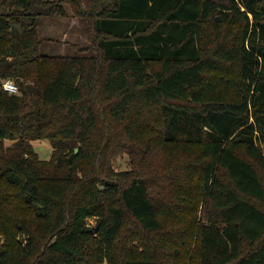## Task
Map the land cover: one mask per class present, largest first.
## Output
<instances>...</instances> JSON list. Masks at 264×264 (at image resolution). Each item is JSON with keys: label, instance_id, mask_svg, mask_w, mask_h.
Listing matches in <instances>:
<instances>
[{"label": "trees", "instance_id": "1", "mask_svg": "<svg viewBox=\"0 0 264 264\" xmlns=\"http://www.w3.org/2000/svg\"><path fill=\"white\" fill-rule=\"evenodd\" d=\"M65 1L95 56L40 52L38 17L64 1L0 0V80L18 87L0 89V264H264V0ZM210 24L227 28L213 44ZM149 117L177 161L114 171L122 137L152 150Z\"/></svg>", "mask_w": 264, "mask_h": 264}, {"label": "rangeland", "instance_id": "2", "mask_svg": "<svg viewBox=\"0 0 264 264\" xmlns=\"http://www.w3.org/2000/svg\"><path fill=\"white\" fill-rule=\"evenodd\" d=\"M50 1H64L65 15L54 14L51 16H40L37 20L38 37L42 40L40 44V52L48 55H78V56H95L96 53L89 47L92 43V37L90 27L88 23L77 16L74 12L73 2H67L65 0H50ZM79 6L89 9V5L92 0H78ZM216 28H221L217 30ZM227 31L226 26L216 27L210 24L205 30V39L207 44H213L216 37H220ZM207 46V45H206ZM148 122V134L147 144L152 149L149 152L144 151L145 157L141 161L142 151L140 148H133L130 144L124 143V138H121L119 145L109 153L110 166L114 171L129 170L134 171L136 169H144L149 171L150 175H154L156 171H161L163 167L168 163H175L177 161L174 153L178 151L176 146L162 145L160 140L152 138L151 135L156 132V123L152 117H149ZM11 140L5 139L4 145L11 144ZM35 151L42 159H48L51 156L52 145L48 139H37L32 141ZM78 147H74V149ZM144 148V147H143ZM261 148L264 152V143L261 144ZM132 169V170H131ZM164 181L151 183L150 194L157 201L162 198L161 195L166 188ZM26 214L30 213L25 211ZM94 218L87 219V225H94ZM124 231L138 233L137 227L134 225L130 217H127ZM16 237V236H15ZM16 240L25 245L26 240L21 236H17ZM5 242V237H1L0 243ZM107 264V263H103Z\"/></svg>", "mask_w": 264, "mask_h": 264}, {"label": "built area", "instance_id": "3", "mask_svg": "<svg viewBox=\"0 0 264 264\" xmlns=\"http://www.w3.org/2000/svg\"><path fill=\"white\" fill-rule=\"evenodd\" d=\"M0 89L14 93L18 90L17 84L10 78L0 80Z\"/></svg>", "mask_w": 264, "mask_h": 264}, {"label": "water", "instance_id": "4", "mask_svg": "<svg viewBox=\"0 0 264 264\" xmlns=\"http://www.w3.org/2000/svg\"><path fill=\"white\" fill-rule=\"evenodd\" d=\"M74 150H75V152L77 151V149H76V148H75Z\"/></svg>", "mask_w": 264, "mask_h": 264}]
</instances>
